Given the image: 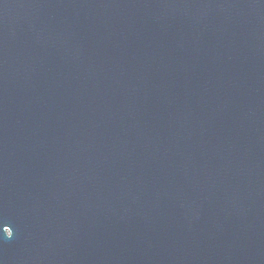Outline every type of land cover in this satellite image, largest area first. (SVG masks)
<instances>
[{"label": "water", "instance_id": "obj_1", "mask_svg": "<svg viewBox=\"0 0 264 264\" xmlns=\"http://www.w3.org/2000/svg\"><path fill=\"white\" fill-rule=\"evenodd\" d=\"M0 264H264V0H0Z\"/></svg>", "mask_w": 264, "mask_h": 264}]
</instances>
